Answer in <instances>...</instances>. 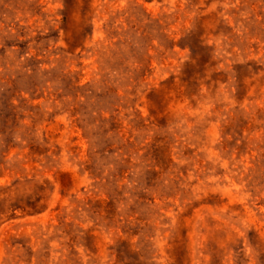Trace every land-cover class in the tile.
I'll use <instances>...</instances> for the list:
<instances>
[{
    "label": "rangeland",
    "instance_id": "374dc122",
    "mask_svg": "<svg viewBox=\"0 0 264 264\" xmlns=\"http://www.w3.org/2000/svg\"><path fill=\"white\" fill-rule=\"evenodd\" d=\"M0 264H264V0H0Z\"/></svg>",
    "mask_w": 264,
    "mask_h": 264
}]
</instances>
